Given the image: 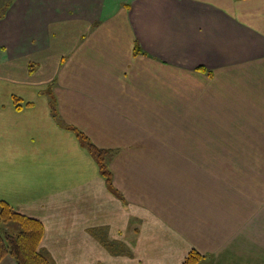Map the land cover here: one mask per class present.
Returning a JSON list of instances; mask_svg holds the SVG:
<instances>
[{
  "label": "crops",
  "instance_id": "crops-1",
  "mask_svg": "<svg viewBox=\"0 0 264 264\" xmlns=\"http://www.w3.org/2000/svg\"><path fill=\"white\" fill-rule=\"evenodd\" d=\"M8 1L0 201L50 263L264 264V0Z\"/></svg>",
  "mask_w": 264,
  "mask_h": 264
},
{
  "label": "trees",
  "instance_id": "trees-1",
  "mask_svg": "<svg viewBox=\"0 0 264 264\" xmlns=\"http://www.w3.org/2000/svg\"><path fill=\"white\" fill-rule=\"evenodd\" d=\"M9 1L4 2L0 10V16L4 14ZM84 138V137H83ZM89 151L101 164L102 172L107 174L105 164L101 159L102 153L107 151L99 149L86 139L83 140ZM15 221L20 229L17 232H0V261L7 255L14 260L13 264H51L49 258L38 249L39 239L43 227L39 220L15 211L7 202L0 201V224ZM8 226V225H7ZM201 258L200 253L191 250L183 259L182 264H196Z\"/></svg>",
  "mask_w": 264,
  "mask_h": 264
},
{
  "label": "rangeland",
  "instance_id": "rangeland-1",
  "mask_svg": "<svg viewBox=\"0 0 264 264\" xmlns=\"http://www.w3.org/2000/svg\"><path fill=\"white\" fill-rule=\"evenodd\" d=\"M8 0H0V5H3L4 2H6ZM208 134L211 135V136H216V134H212L214 131H211V130H214V129H208ZM156 131H159L158 134L160 137H164V135L167 134H171V131L167 130V129H160V130H156ZM166 131V132H165ZM182 128H178L175 130V134H172V135H176V138L175 139H181L183 137V134H182ZM195 138V137H194ZM196 139V138H195ZM184 143H175V145H161L159 146V151H163V150H176V151H190V152H206L208 154L210 153H213V155L217 152V151H232V145H227V144H211V143H207V144H202V145H199V144H193L191 145V149L189 150V148L187 149L186 147H188V144L185 145L184 147ZM174 146V148H173ZM110 153L111 152H106V153H102V156H101V161H103V163L107 164L108 160H109V156H110ZM195 157V156H193ZM160 162V161H159ZM164 161L162 160V163ZM167 163H170L168 164L170 167H173L175 168L176 170L178 169H183V168H195V167H207V168H216V167H222V168H229V166L231 167L229 161L227 160H215V159H205V160H196V158L194 159H190V160H169V161H166ZM161 163V162H160ZM5 226H3V223L0 224V232L4 233L5 230H7L8 233H11V232H17L20 227H19V224L15 221H9L7 222L6 224H4ZM8 225V226H7ZM9 255H7L5 258H4V262L3 264H9V262H7V259H9Z\"/></svg>",
  "mask_w": 264,
  "mask_h": 264
}]
</instances>
